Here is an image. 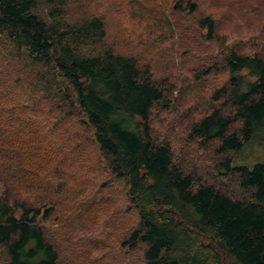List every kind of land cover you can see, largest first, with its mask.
I'll use <instances>...</instances> for the list:
<instances>
[{"label": "trees", "instance_id": "obj_1", "mask_svg": "<svg viewBox=\"0 0 264 264\" xmlns=\"http://www.w3.org/2000/svg\"><path fill=\"white\" fill-rule=\"evenodd\" d=\"M174 1L134 3L180 42L191 18L216 45L193 77L228 76L198 119L179 111L158 60L107 43L102 5L86 6L97 0H0V264H264L263 0ZM236 11L260 27L252 53L219 33ZM91 156L134 218L111 248L81 198L101 187L86 178Z\"/></svg>", "mask_w": 264, "mask_h": 264}, {"label": "rangeland", "instance_id": "obj_2", "mask_svg": "<svg viewBox=\"0 0 264 264\" xmlns=\"http://www.w3.org/2000/svg\"><path fill=\"white\" fill-rule=\"evenodd\" d=\"M99 5H102L101 12L105 16L107 43L121 55H135L149 62L152 59L158 60L160 66L166 71L162 72L163 76L167 75L168 84L175 89L173 99L179 100L181 105L176 104L179 106V111L189 107L193 113L189 116L196 119L207 113L211 93L223 85L228 75L212 74L201 81L194 79L193 71L213 64L212 60L215 62L218 60V55L215 52L216 45L203 42L204 31L195 29L191 18H185L184 20L188 22L187 26L193 32L190 36V44H184L179 41L174 25L172 23L167 25L165 17L156 22L140 20L141 11L144 9L139 4L135 5L134 0H105V2L97 0L96 3H87L86 6L91 12H96V7ZM178 5L179 0H175L171 8H176ZM262 7H264V0ZM70 14L73 18L76 17V5L70 6ZM235 15L230 23L219 21L223 25L219 33L229 45L242 42V49L247 53H252V45L262 42L260 38H257V41L255 37L252 38L259 32L260 27L257 26L255 29L256 19L253 24L246 25L240 13L236 11ZM262 37L264 41V36ZM201 43L205 46L202 49L197 46ZM241 74L248 80H252L247 76V73L242 72ZM159 75L160 73L157 71V76L159 77ZM169 119L170 117H167V120ZM185 126L186 119L183 118L181 124L172 133V137L178 142L180 138L184 142L183 130ZM88 148H91L90 145ZM186 151H189L188 153L193 156L195 161L197 160L196 163L201 168L212 170L208 157H204L195 146H187ZM97 162V158L92 156L88 158L89 168L86 171V178L94 180L96 185H100L102 188H98V191L90 189L87 191L89 193L81 198L88 197L85 204L96 212L94 215L97 220L95 225L104 230L102 244L111 248L113 243L119 244L121 231L133 225L134 218L130 214L125 215L128 211L126 210L124 186L109 176L104 168H97L95 166L98 164Z\"/></svg>", "mask_w": 264, "mask_h": 264}]
</instances>
